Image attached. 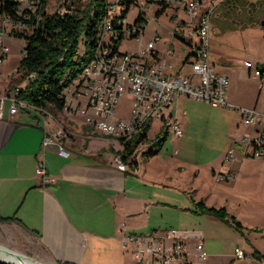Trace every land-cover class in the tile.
<instances>
[{
    "label": "crops",
    "instance_id": "1",
    "mask_svg": "<svg viewBox=\"0 0 264 264\" xmlns=\"http://www.w3.org/2000/svg\"><path fill=\"white\" fill-rule=\"evenodd\" d=\"M167 10H171L168 18L172 21L181 14L179 11L174 13L170 7L164 13ZM260 12L264 13V9ZM258 23L261 22H253L255 25ZM179 42L186 52L173 65L176 72L182 69L186 72L182 64L190 51L187 45ZM157 51L161 55L160 50ZM211 63L215 72L228 77L224 68L216 69L212 60ZM9 85L4 87L0 97L8 92ZM259 87L262 90L264 83ZM227 101L237 107L255 108L264 114L258 100L242 105L227 91ZM185 102L181 97L166 111L170 118L177 119L179 125L185 115ZM6 103L0 118V217L14 216L19 223L0 226L2 230L16 233L36 246L43 262L134 264L132 254L122 250L124 235L175 229L194 234L202 240L204 258L197 257L198 261L191 260L192 264H260L254 260L253 252L257 251L262 256L264 253L255 247L250 236L257 234L258 238H264V232L242 224V234L234 231L236 234L230 238L232 248L223 247L214 253L218 242L228 243V232L219 226L223 224L221 221L200 214L194 205L187 204L186 184L181 173L182 158L176 160V170L180 172L165 173V152L157 153L161 146L156 153L151 150L143 152V163L134 157L129 158L136 166L127 165V171L122 172L112 161L122 146H113L111 155L95 149L93 140L98 135L84 125L79 114L60 112L53 115L56 121H46L33 110L11 115ZM57 121L74 136L62 140L60 145L42 147L44 135L52 132ZM157 123L152 139L162 128ZM103 138L108 144L114 141L109 137ZM59 147L67 153L66 156L59 154ZM39 162L44 165V178L35 174ZM191 200L198 202L193 197ZM207 234L216 239L208 240ZM194 242L188 243L191 257ZM235 249L242 250L246 258L235 259Z\"/></svg>",
    "mask_w": 264,
    "mask_h": 264
},
{
    "label": "built area",
    "instance_id": "2",
    "mask_svg": "<svg viewBox=\"0 0 264 264\" xmlns=\"http://www.w3.org/2000/svg\"><path fill=\"white\" fill-rule=\"evenodd\" d=\"M76 1L79 0H61L62 10L54 13L70 14ZM149 1L142 0L138 5H144L145 9L147 6L152 8L157 6L156 3L159 1L168 7L173 6L184 16V20L180 16L173 20L171 38L181 41L189 48L190 53L182 64L186 67V72H182L183 69L176 72L175 66L168 60L176 55L171 45L166 47L163 54H159L156 44L162 39L156 31L144 41L138 51L119 52L117 46L120 43L118 45L115 43L120 37L122 39L127 37L135 42L142 41L148 19L146 18V24L136 27L124 29L123 26H118L119 34L111 19L114 13H118V7L111 4L107 9V16L99 23L96 45L90 59L78 77L64 91L65 102L62 112L79 114L84 125L92 133L109 137L123 147L138 131L147 125L150 129L153 122H159L162 125L161 129L166 128L175 139L182 138L183 132L177 119L170 118L166 111L181 97L192 99L212 107L233 110L239 115L237 128L242 130V134L237 142L229 146L225 155L227 164L235 162L238 158L264 160V114L255 108L230 104L227 101L228 78L215 72L211 63L210 31L213 7L204 8L205 0ZM14 2L17 5L12 15L0 14V65L9 54L7 39L19 38L18 35L22 37L32 35L41 20V0ZM46 7L43 10L45 13ZM141 10L145 13L144 9ZM155 13L156 11L154 17ZM183 21L189 23L191 29H185ZM20 53L21 56L24 54V46ZM246 66L250 69L253 67L249 62H246ZM253 75L258 78L260 76L255 66ZM25 83L26 80L20 87L13 88L8 94L0 97V118L3 106L8 102L11 115L26 109L39 113L46 121H56L46 110L27 105L17 99ZM123 97L129 99V111L125 116L118 117L116 109ZM148 131L138 145L148 140ZM73 136L74 134L57 121V126L52 132L44 135L42 147L60 145L62 140ZM121 152L122 149L115 153L112 161L119 171L125 172L127 165ZM135 153L136 149L132 157ZM59 154L67 155L61 147ZM35 174L44 178L42 162L35 168ZM214 178L217 182L229 181L232 175L226 173L224 176L220 174ZM191 240L196 242L193 250L197 257L204 258L202 240L194 234L175 229L124 235L121 247L124 252L132 254L134 264H192V254L188 249ZM234 258L242 260L246 255L242 250L235 249Z\"/></svg>",
    "mask_w": 264,
    "mask_h": 264
},
{
    "label": "rangeland",
    "instance_id": "3",
    "mask_svg": "<svg viewBox=\"0 0 264 264\" xmlns=\"http://www.w3.org/2000/svg\"><path fill=\"white\" fill-rule=\"evenodd\" d=\"M80 1V0H79ZM76 1L75 7L86 6L89 0ZM114 4L119 0H107ZM142 0H138L141 2ZM224 0H205L204 8L213 7L211 15L210 31V59L215 63L216 69L222 67L228 75L227 91L232 93L235 100L242 105L251 101L258 100L264 110V88L261 90L259 84L261 80L253 75L254 66L264 63V30L260 24L253 22H262L264 13V0H235L230 5H223ZM141 4V3H140ZM132 7L129 9L121 23L125 29L131 25L139 14V8L144 9L148 23L142 36V41L135 42L124 37L117 46L119 52L138 51L144 41H147L156 31L161 42L156 44V48L164 53L168 44H172L176 55L168 60L176 64L181 60L186 52L185 47L171 38L173 21L168 16L171 10H167L158 18L154 17V12L159 9L158 6L152 8ZM118 7V12L121 11ZM174 13L178 14V9L170 7ZM61 0H50L46 7V13L51 14L61 11ZM257 12V13H256ZM171 15V14H170ZM176 17V16H175ZM183 19L184 16L180 14ZM120 23V22H119ZM249 24H252L249 26ZM185 29H191V25L183 21ZM10 37H12L10 35ZM171 40V43H170ZM9 48V54L6 63L0 66V94L6 85L10 89L20 87V74L16 72V67L21 58V49L25 45L19 38H9L6 41ZM78 52L82 54L83 48L79 45ZM246 62L253 65L251 69L246 66ZM12 75H16L14 78ZM8 75V76H7ZM10 81V82H8ZM6 92L4 95H6ZM185 99V115L180 119V125L183 136L175 139L171 132H167V138L162 147H153L152 136L158 128V123L153 122L148 131V140L136 147L134 158L136 161L144 162L143 152L150 150L154 153L165 152V173L180 172L176 170V160L182 158L184 164L181 165L183 182L186 184L185 196L187 204L193 206V197L196 201L204 203L208 207H225L227 211L237 221L245 227L262 229L264 232V160L242 159L238 158L233 163L225 162L226 152L232 143L237 142L242 130L237 128L239 115L233 110L219 107H212L207 103ZM7 106L9 103H6ZM129 99L123 97L118 104L116 113L118 117L125 116L129 111ZM61 123V122H60ZM62 124V123H61ZM63 125V124H62ZM64 126V125H63ZM65 127V126H64ZM94 141V148L103 153L112 154L111 148L120 147L114 141L108 144L103 136L97 137ZM119 145V146H116ZM177 151L175 154L174 151ZM142 155V156H141ZM171 157H174L171 160ZM229 173L232 178L229 181L217 182L216 175H226ZM203 222V220H201ZM2 224V223H0ZM222 229L228 232V243L215 245L214 253L220 252L223 247L232 248L230 238L235 235V230L224 224H219ZM259 233V230L257 231ZM208 240L210 238L207 234ZM232 239V238H231ZM251 242L255 247L264 253V238H258L257 234L250 236ZM192 244L193 246L195 245ZM192 246V247H193ZM0 247L7 249L13 254L30 258L39 264H47L40 255L38 248L27 241L24 237L16 233H8L2 230L0 226ZM193 250V248H192ZM191 260L197 262V253ZM204 252V251H203ZM206 255V254H205Z\"/></svg>",
    "mask_w": 264,
    "mask_h": 264
},
{
    "label": "trees",
    "instance_id": "4",
    "mask_svg": "<svg viewBox=\"0 0 264 264\" xmlns=\"http://www.w3.org/2000/svg\"><path fill=\"white\" fill-rule=\"evenodd\" d=\"M235 0H224L223 5H230ZM49 0H41V20L32 35L20 36L24 40V54L16 67V74H20L21 82L26 80L20 89L17 99L27 105L46 110L52 116L63 110L65 97L64 91L78 77L82 69L90 59L96 45L98 26L100 21L107 16V9L111 5L107 0H89L83 7H76L70 14H46L43 10ZM147 2H150L147 0ZM121 11L112 15L115 30L120 34L122 19L132 7H139L137 0H119L114 3ZM14 0H0V14H13L16 9ZM159 7L155 17L161 16L168 5L157 1ZM120 22V23H119ZM146 24V14L139 8V14L133 24L127 28ZM120 26V27H118ZM264 30V19L260 24ZM122 37L115 43L118 45ZM79 45L83 52H78ZM259 72V79L264 83V63L255 65ZM11 89L8 90V93ZM26 110V109H25ZM23 110V111H25ZM149 130L147 125L138 131L130 142L122 147V158L126 165L135 167L136 163L129 160L138 146L145 132ZM167 138V130L161 131L152 139L153 147L160 148ZM133 158V157H132ZM195 210L200 214L209 215L223 224L232 227L237 233L242 234L243 226L225 207H207L198 201L193 203ZM19 223L12 217H0V223ZM256 262L264 264V256L257 251L253 252ZM2 264V263H0Z\"/></svg>",
    "mask_w": 264,
    "mask_h": 264
},
{
    "label": "bare ground",
    "instance_id": "5",
    "mask_svg": "<svg viewBox=\"0 0 264 264\" xmlns=\"http://www.w3.org/2000/svg\"><path fill=\"white\" fill-rule=\"evenodd\" d=\"M0 261L8 264H37V262L34 263L35 261L30 258L28 259L26 257L13 254L12 252H0Z\"/></svg>",
    "mask_w": 264,
    "mask_h": 264
},
{
    "label": "water",
    "instance_id": "6",
    "mask_svg": "<svg viewBox=\"0 0 264 264\" xmlns=\"http://www.w3.org/2000/svg\"><path fill=\"white\" fill-rule=\"evenodd\" d=\"M0 252L9 253L10 251L6 250L5 248H0ZM0 263H2V264H8V263H4V262H1V261H0ZM34 263H36V262H34ZM37 264H39V263H37Z\"/></svg>",
    "mask_w": 264,
    "mask_h": 264
}]
</instances>
